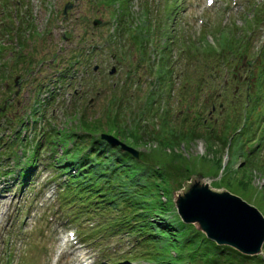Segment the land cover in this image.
Segmentation results:
<instances>
[{
	"label": "rangeland",
	"instance_id": "374dc122",
	"mask_svg": "<svg viewBox=\"0 0 264 264\" xmlns=\"http://www.w3.org/2000/svg\"><path fill=\"white\" fill-rule=\"evenodd\" d=\"M67 1L73 0H0V106L5 98L7 102L13 101L1 113L10 120L24 117L20 122L29 128L24 132L29 137L19 135L16 139L14 128L12 134L7 135L10 129L1 125L0 143L8 136L11 143L7 147L0 145L3 156L0 167L13 170L12 174L16 175L15 162L19 159L20 147L26 158L39 156L42 159L37 163L39 171H35L24 189L16 188L15 176L0 175V264L77 263L75 254L69 251L54 260L58 230L68 222L86 226L84 223H96L97 218L76 214L81 206L63 204L65 200L56 195L57 180L52 177L56 169H52L50 156L46 154L60 153L68 146L81 149L90 144L93 136L102 131L108 133L107 118L116 113L115 106L107 102L112 96L111 85H120L125 79L132 83V92L138 89L142 92V95L135 93L144 97L141 108L150 106L147 94L154 92L157 99L155 113L148 117L153 122L156 141L137 147L140 154L144 152L142 160L148 159L153 164L156 153L160 152L155 146L159 137L169 141L174 138L176 141L169 142L172 144H167L166 150L182 154L191 163V173H194L191 177L189 174L182 177L179 192L186 191L195 176H205L203 180L211 187L240 196L264 216V147L259 156H251L252 168L245 166L240 170L239 166L249 163L245 153L256 143L257 137L261 136L260 144L264 145V90L258 100L254 99L258 88L264 84V0H243L244 10L235 14L215 13L214 10H223L222 2L209 9L203 0H184L183 17L179 0H76L69 17L62 21L61 10ZM205 10L214 15L210 24L204 26L192 16L189 18L196 11L204 16ZM94 18L101 20L95 27ZM188 19L192 26L185 23ZM119 22L123 29L118 28ZM63 33L68 34V40L62 39ZM168 38L174 39L172 45ZM53 53L55 63L47 65L45 62L42 74H38L48 86L40 85L39 89L37 76L34 77L39 71L37 65ZM76 53L81 55L74 65L71 58ZM139 62L136 73L132 74L135 79L126 75ZM94 64L100 66L99 72L91 69ZM111 65L117 69L114 75L107 73ZM66 66L73 78L69 85H64L68 82L60 78L64 83L62 87L43 94L42 89L50 86L52 76L59 75ZM15 75L20 76L21 84L17 94H14ZM86 77L93 84L89 91H85L89 82ZM160 77H163L161 87L157 80ZM74 90L85 92L75 114L68 118L66 112L75 99ZM36 98L51 102H47L46 111L41 101H34ZM90 98H93L92 106L86 108L84 104L90 103ZM136 98L135 101L139 100ZM82 111L86 113L80 119ZM40 115L49 122H43L42 128L39 127L43 119ZM122 116L123 111L118 114L119 124ZM161 120H166V124L160 127ZM202 121L206 130L200 126ZM125 122L134 128L130 117L125 116ZM210 128L214 130L211 135ZM217 133L226 140L233 137L231 146L227 147L226 140L212 137ZM80 134L83 136L79 137ZM68 155L66 152L64 157ZM227 158L226 171L220 172L219 166ZM147 164L140 161V166ZM244 170H250L245 188L236 186ZM46 174L49 176L45 177ZM222 174L225 178L219 181ZM227 179H231V183L225 185ZM46 193L51 195L49 199ZM75 216L78 218L74 219ZM115 231L116 226L102 228L103 241L97 242L103 246L98 250L94 243L79 245L81 251L93 259L103 249L115 253L131 245V235H118ZM116 239L120 240V245L112 246L110 242ZM126 251L131 256V250ZM138 261L142 262L128 259L119 264H148Z\"/></svg>",
	"mask_w": 264,
	"mask_h": 264
},
{
	"label": "trees",
	"instance_id": "16d2710c",
	"mask_svg": "<svg viewBox=\"0 0 264 264\" xmlns=\"http://www.w3.org/2000/svg\"><path fill=\"white\" fill-rule=\"evenodd\" d=\"M152 103V99L149 98L150 106L141 108L139 114L141 115L142 112L144 114L146 109L149 112ZM117 120L118 112L112 116L109 115L108 130L120 136L127 144L139 147L151 145L156 141L153 139V133L149 135L151 131L144 134L137 124L131 128L123 122L119 124ZM165 124L166 120H161L160 127ZM159 141H161L160 144ZM159 141L155 146L160 152L156 153L157 158L152 162L153 164L148 159L136 160L119 148H112L107 144L104 149L101 145L96 148L91 146L88 152L75 160H65L60 163L77 167L78 173L72 176L82 191H89L90 195L103 194L104 201L113 206L117 202L122 204L126 202V207L134 211L132 216L140 217L146 224L142 229L139 228V231L158 230L159 234L156 235L157 232H155L152 242L163 251L167 252L171 249L179 251L184 256H188L191 264H264V252L263 255L249 256L231 247L216 245L206 239L194 226L185 224L179 219L173 207L171 194L173 190L180 187L182 177L185 174H192L193 170L189 160L182 154L166 150V145L172 144L169 142L176 141L174 138L169 141L159 137ZM107 151H110L109 155L104 156ZM140 161L148 162V164L140 166ZM239 166L240 170L245 166L252 168L250 163L246 165L242 163ZM224 169L226 171V167ZM107 170L110 172L107 173ZM225 174L220 176L219 181L224 180ZM241 176L240 181H236V186L245 188V183L250 180V170L246 172L244 170ZM111 178L115 181L114 185L110 183ZM231 179L225 180L224 184H230ZM162 196L165 200L161 198ZM169 255L167 252L161 257L163 264H172Z\"/></svg>",
	"mask_w": 264,
	"mask_h": 264
},
{
	"label": "water",
	"instance_id": "95a60500",
	"mask_svg": "<svg viewBox=\"0 0 264 264\" xmlns=\"http://www.w3.org/2000/svg\"><path fill=\"white\" fill-rule=\"evenodd\" d=\"M102 137L112 144H122V148L137 156L135 150L113 136ZM188 185V189L178 192L175 198L178 213L184 222L195 223L216 243L229 245L245 255L261 252L264 216L255 206L225 189L212 188L200 175Z\"/></svg>",
	"mask_w": 264,
	"mask_h": 264
}]
</instances>
